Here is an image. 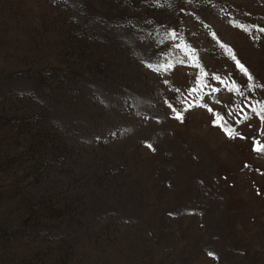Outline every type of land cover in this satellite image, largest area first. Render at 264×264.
Masks as SVG:
<instances>
[{
	"label": "rangeland",
	"instance_id": "rangeland-1",
	"mask_svg": "<svg viewBox=\"0 0 264 264\" xmlns=\"http://www.w3.org/2000/svg\"><path fill=\"white\" fill-rule=\"evenodd\" d=\"M7 93L0 264H264V0H0Z\"/></svg>",
	"mask_w": 264,
	"mask_h": 264
},
{
	"label": "trees",
	"instance_id": "trees-1",
	"mask_svg": "<svg viewBox=\"0 0 264 264\" xmlns=\"http://www.w3.org/2000/svg\"><path fill=\"white\" fill-rule=\"evenodd\" d=\"M62 85V87H64L63 89L65 90H71V89H73L75 86H72V85H69V84H61ZM24 91H26V93H27V96H28V90H24ZM8 95V93L7 94H5V95H3V96H0V98H2V97H6ZM24 96H25V94H24ZM8 101H4V102H0V107H2V106H4L6 103H7ZM51 103H52V99L51 98H44V103L42 104V107H43V109H48V107H50L51 106Z\"/></svg>",
	"mask_w": 264,
	"mask_h": 264
},
{
	"label": "snow or ice",
	"instance_id": "snow-or-ice-1",
	"mask_svg": "<svg viewBox=\"0 0 264 264\" xmlns=\"http://www.w3.org/2000/svg\"><path fill=\"white\" fill-rule=\"evenodd\" d=\"M233 59H235V57H233ZM241 68H242V66H241ZM242 70H243V68H242ZM218 79V78H217ZM249 79H251V77H249ZM178 118H179V116H178ZM241 138H243V137H241Z\"/></svg>",
	"mask_w": 264,
	"mask_h": 264
}]
</instances>
